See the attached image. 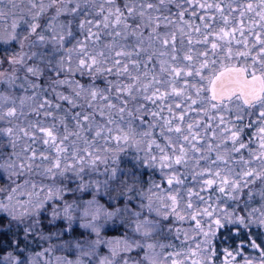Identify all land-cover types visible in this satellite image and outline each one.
Here are the masks:
<instances>
[{"label": "snow or ice", "instance_id": "1", "mask_svg": "<svg viewBox=\"0 0 264 264\" xmlns=\"http://www.w3.org/2000/svg\"><path fill=\"white\" fill-rule=\"evenodd\" d=\"M217 65L223 69L218 75ZM0 86V137L12 148L0 158L6 174L0 177V222L7 218L13 248L0 264H24L37 243L33 237L42 238L45 228L73 239L89 236V225L79 221L87 219L82 202L95 204L93 187L148 183L131 168L121 169L115 156H85L69 144L79 137L76 129L95 138L107 130L111 139V125L132 129L148 115L150 130L142 136L150 138L159 127L165 143L152 140L143 163L158 167L167 184L153 180L148 191L167 217L196 222L201 258L191 264H216L220 230L239 241L235 251H224L221 264H240L237 257L264 264V0H0ZM25 106L35 120L20 127L13 122ZM247 128L256 129L254 150L256 141L243 139ZM22 138L30 143L17 153ZM41 139L43 154L34 146ZM66 157L71 165L60 162ZM122 228L114 224L105 232L121 234ZM247 248L258 255L244 257ZM130 260L121 257L122 264Z\"/></svg>", "mask_w": 264, "mask_h": 264}, {"label": "trees", "instance_id": "2", "mask_svg": "<svg viewBox=\"0 0 264 264\" xmlns=\"http://www.w3.org/2000/svg\"><path fill=\"white\" fill-rule=\"evenodd\" d=\"M70 46V45H69ZM7 68V65H5ZM83 83H87V80H82ZM3 87V86H0ZM97 107L106 108L104 104L97 103ZM130 107H134L130 105ZM25 115H18V120L14 121V124H19L20 127H24L27 123L35 120V117L30 115L31 109L27 106L24 108ZM19 112V109H18ZM106 115H108V110L106 109ZM111 118L113 120H119V115L116 110L111 111ZM97 119H102L99 114ZM125 119H127V114H125ZM151 121V116L145 117L143 124H140L139 120L133 121L132 129H129L127 124L123 126L114 124L110 127L111 139L108 138L107 130L105 131L104 138H95V132L90 135L86 130L76 129L79 132V137H74L73 140L69 141V144L76 143L79 149L83 152L85 156L90 154H98L99 156H115L116 163L121 169L131 168L135 171L138 177H141L143 181L148 183L141 187L140 184H122V187L118 192H111L116 184H110L102 186L99 190L95 187L91 189L93 195L89 197L90 200H95L99 205H101L104 210L109 211V215H112L110 223L106 221V213H100L97 218L96 223L99 225L97 230H92L87 228L90 234L84 238L73 239L71 236L60 235V238L64 240V249L61 251L60 256L69 260L75 259L73 263L79 264H122L121 257L131 256L130 264H182L180 261H186L187 264H191L192 259H200V250L197 248V241L203 240V236L199 235L196 229V222L186 219L183 222L177 221L175 216L167 217V214L160 203L158 197L148 191L151 186V182L155 180L157 184H161L162 187H167L166 180H163L159 168L156 169L148 168L145 163H143L146 151L148 150L149 144L152 140L156 143L163 145L165 143V138L160 136V128L155 127L151 129L153 135L149 137L142 136V133L149 131L148 123ZM195 123V121H192ZM47 126V125H46ZM187 127V125H185ZM253 128H247L243 139L245 142L250 139L254 141L253 138ZM61 132L63 129L61 128ZM128 134L130 139L125 141L123 139L117 140L115 137L117 135L123 136ZM209 137L212 133H208ZM21 136L23 134L21 133ZM140 141L139 144L134 141ZM107 141V142H106ZM0 142L4 144V148H0V158L7 159L9 154L12 153V148L8 144L6 137H0ZM30 141L26 138H22L16 146L15 151L21 153L26 151ZM41 149L43 154V149L46 147L43 145L42 139L34 145ZM177 149L179 145L176 146ZM257 145L254 143L252 149L254 150ZM55 149H52V163H56L55 160ZM31 155V153H28ZM158 154V149L156 150ZM139 159H136V158ZM14 158V157H13ZM62 164L71 165L73 163L70 157H66L60 161ZM80 161H77L79 163ZM111 159L108 161V165L111 166ZM47 166V164H45ZM100 170L105 167L104 164H98ZM6 174L0 170V177H4ZM72 175V173H68ZM15 178V177H14ZM27 178V177H25ZM3 181H0V186H2ZM191 183V181H189ZM20 184H24V179L20 180ZM59 187V182H57ZM31 192V184L25 189L24 195L27 198L28 193ZM37 193H40V186L37 185ZM42 195V193H40ZM208 193H205L207 196ZM215 196V193L212 194ZM100 196H104L106 200H111L113 207L109 208L99 199ZM123 197V203L117 204L116 201ZM243 199H247L246 195H243ZM131 200L134 206H130L128 201ZM84 201L82 203H86ZM11 206H15L13 210H16V204L13 203ZM121 207H126V211L129 213L130 218H119ZM203 207V206H201ZM223 207V205H221ZM14 208V207H13ZM91 221V220H90ZM82 225L85 223V219L79 221ZM7 218L3 222H0V256H3L9 251H12V235L11 232L6 230ZM122 225L121 234L106 233L105 229L113 225ZM145 225V228L142 226ZM155 226V231L151 230L149 226ZM205 229L208 227L204 225ZM144 228V231H143ZM179 230V233L178 231ZM53 229H43L42 238L33 237L37 240V243H33L31 248L27 250L24 254L23 259H29L30 257H36L37 253H42L44 245L46 244V239L49 240L52 237ZM191 231V232H190ZM256 228L252 229L253 234L256 233ZM235 232V229H233ZM22 236V233H21ZM142 238L141 242H137L138 237ZM99 241V242H98ZM151 241V242H150ZM156 241V242H154ZM151 243L156 245V250H158L162 256V262L155 263L149 257V250L151 248ZM239 241L232 238L230 234L225 230H220L218 238L214 240V250L217 251L219 255V260L216 264H221L225 260V255L223 254L225 250L235 251L237 249ZM83 244H86L84 247ZM20 246L24 247V241L20 240ZM128 246V250L124 249ZM153 246V245H152ZM47 256L41 255L42 264L45 263L47 258H50L51 262L54 255H56V249H49ZM196 251L198 254L195 257L190 255L191 252ZM258 255L256 251L252 248H247L243 250L244 257L255 258ZM240 264H243V258L237 257Z\"/></svg>", "mask_w": 264, "mask_h": 264}, {"label": "rangeland", "instance_id": "3", "mask_svg": "<svg viewBox=\"0 0 264 264\" xmlns=\"http://www.w3.org/2000/svg\"><path fill=\"white\" fill-rule=\"evenodd\" d=\"M199 12V10H198ZM218 27L216 29H214V31H218ZM219 59L223 60V57H220ZM232 63H237V61H232ZM241 64H243V62L241 61L240 62ZM221 66L220 65H217L215 71L220 68ZM207 75H210L211 73L208 72L206 73ZM199 79V78H197ZM206 83V81H205ZM253 130V133L256 131V129H252ZM131 182H129L130 184ZM133 184V183H131ZM126 185V184H124ZM122 187V184H116V186L112 189L111 192H118L117 190L120 191ZM95 201V200H94ZM14 207V208H13ZM11 208L14 210L15 209V206H11ZM122 209L120 210V214H119V218H130L129 216V213L126 211V207H121ZM97 209H99V215L102 211V213H106L107 217H106V221L107 223L109 222L110 223V219H112V215H109V211L108 210H104V208L99 205L96 201H95V204L92 205L91 208L88 207V202L86 203H82V207H81V215L83 216L85 213L87 214V219L85 220V223H87L89 226L88 228L92 229V230H97L99 225L96 223L97 221V218L99 215H97ZM91 220V221H90ZM144 228H145V225H142ZM151 227V230L152 231H155V226H149ZM144 228H143V231H144ZM191 232V231H190ZM142 241V238L139 236L138 239L136 240L137 242H141ZM46 241V244L44 245V249H47V247L51 250V249H56L55 251H57L56 255L53 256L51 262L49 261L50 258H47L45 260V263L44 264H79V263H73V262H70V261H73L75 259H71L69 260V258L67 257L64 258L62 256H60V253L61 251H63L64 247V240L60 238V234L56 233V231H53L52 232V237L51 239L49 240H45ZM151 242V241H150ZM156 242V241H154ZM151 248L149 250V257L151 260H153L155 263H160L162 262V256L160 254V252L158 250H156V245L154 243H151ZM83 246L85 247L86 244H83ZM126 250H128V246H125ZM42 258L39 256H36L35 258L34 257H30L29 259H24V264H42ZM180 263L182 264H187L186 261H180ZM9 264H11V261L9 262ZM130 264V263H129Z\"/></svg>", "mask_w": 264, "mask_h": 264}, {"label": "flooded vegetation", "instance_id": "4", "mask_svg": "<svg viewBox=\"0 0 264 264\" xmlns=\"http://www.w3.org/2000/svg\"><path fill=\"white\" fill-rule=\"evenodd\" d=\"M242 2H243V0H242ZM188 17H190V16H192V13L191 12H188ZM194 23H197V24H200L201 23V21H199V20H197V21H194ZM233 64H235V63H233ZM242 65V64H241ZM256 132V131H255ZM255 132L252 134L253 135V138H254V141H256V145L258 146V141H257V137L255 136Z\"/></svg>", "mask_w": 264, "mask_h": 264}, {"label": "water", "instance_id": "5", "mask_svg": "<svg viewBox=\"0 0 264 264\" xmlns=\"http://www.w3.org/2000/svg\"><path fill=\"white\" fill-rule=\"evenodd\" d=\"M223 69L220 67V68H218L217 70H216V72H217V75L220 73V71H222Z\"/></svg>", "mask_w": 264, "mask_h": 264}]
</instances>
